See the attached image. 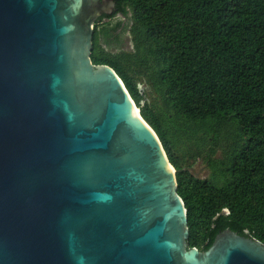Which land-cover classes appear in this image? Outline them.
<instances>
[{
	"label": "water",
	"instance_id": "obj_1",
	"mask_svg": "<svg viewBox=\"0 0 264 264\" xmlns=\"http://www.w3.org/2000/svg\"><path fill=\"white\" fill-rule=\"evenodd\" d=\"M115 12L0 0V264H264V244L229 228L190 247L177 171L116 71L91 59Z\"/></svg>",
	"mask_w": 264,
	"mask_h": 264
},
{
	"label": "trees",
	"instance_id": "obj_2",
	"mask_svg": "<svg viewBox=\"0 0 264 264\" xmlns=\"http://www.w3.org/2000/svg\"><path fill=\"white\" fill-rule=\"evenodd\" d=\"M115 2L91 59L116 71L177 171L190 247L226 228L264 244V0ZM191 141L207 178L187 171Z\"/></svg>",
	"mask_w": 264,
	"mask_h": 264
},
{
	"label": "rangeland",
	"instance_id": "obj_3",
	"mask_svg": "<svg viewBox=\"0 0 264 264\" xmlns=\"http://www.w3.org/2000/svg\"><path fill=\"white\" fill-rule=\"evenodd\" d=\"M125 40H126L127 46L131 47L130 38H129L128 33H126ZM139 89L141 91H144L145 89H148V86H147V84L145 85L144 83H142L139 86ZM185 146L191 151L188 158L186 159V162H188L189 164L192 163V165L190 166L189 169H187V171H189L192 175H194L196 177L207 178L210 174V170H209V167L207 165V162L204 159L199 158V157H197L194 160L191 156V154L194 155V150L196 151V146L194 144V141L187 143ZM205 149L207 150V148H205ZM221 155H222V151L218 150L216 152V154L213 156V158L214 159L219 158Z\"/></svg>",
	"mask_w": 264,
	"mask_h": 264
},
{
	"label": "bare ground",
	"instance_id": "obj_4",
	"mask_svg": "<svg viewBox=\"0 0 264 264\" xmlns=\"http://www.w3.org/2000/svg\"><path fill=\"white\" fill-rule=\"evenodd\" d=\"M138 111V110H137Z\"/></svg>",
	"mask_w": 264,
	"mask_h": 264
}]
</instances>
